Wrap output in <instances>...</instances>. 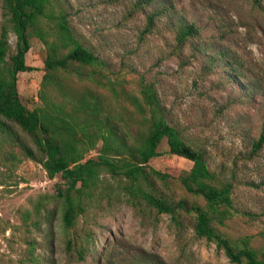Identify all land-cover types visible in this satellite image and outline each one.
Returning <instances> with one entry per match:
<instances>
[{
  "label": "trees",
  "instance_id": "trees-1",
  "mask_svg": "<svg viewBox=\"0 0 264 264\" xmlns=\"http://www.w3.org/2000/svg\"><path fill=\"white\" fill-rule=\"evenodd\" d=\"M248 1L264 13V0ZM113 2L128 3L129 13L143 16L144 34L164 20L176 50L189 44L197 50L196 42L212 31V41L198 50L210 65L223 67L228 82L239 88L247 102H255L263 93L264 103V68L249 65L233 47L238 23L221 2L191 0L187 6L177 0ZM194 8L207 13L203 21L189 12ZM1 10L0 117L5 121L0 120V136L23 158L38 160L49 178L61 175L64 183L55 188L54 199L61 205L68 262L86 259L93 243L86 212L106 202L127 205L137 213L167 215L181 230L188 223L197 238L213 244L231 264H264V247H255L249 236L225 231L227 222L239 213L234 185L220 179L206 153L187 143L168 121L154 84L141 78L137 92L116 88L104 62L73 33L62 0H1ZM10 34L15 37L14 47ZM34 39L42 43L46 56L38 105L28 109L17 91V77L33 70L26 65L25 55ZM10 123L27 133L42 158L22 142ZM163 141L168 154L192 163L189 170L172 174L149 165L161 155L158 149ZM99 143L98 153L87 158ZM263 147L264 116L251 155ZM10 157L19 160L15 154ZM151 263L158 264L154 257Z\"/></svg>",
  "mask_w": 264,
  "mask_h": 264
},
{
  "label": "rangeland",
  "instance_id": "rangeland-1",
  "mask_svg": "<svg viewBox=\"0 0 264 264\" xmlns=\"http://www.w3.org/2000/svg\"><path fill=\"white\" fill-rule=\"evenodd\" d=\"M62 1L73 33L104 62L116 88L137 92L141 78L154 84L168 121L187 143L206 153L220 179L233 183L239 213L227 222L225 231L249 236L255 247H264V147L255 155L250 153L264 116L263 93L255 102H247L239 88L228 82L223 67L209 64L198 49L212 41L213 32L207 30L206 37L196 42L197 50L191 44L176 50L164 20L144 34L143 16L129 13L128 3ZM177 1L187 6L191 0ZM212 1L221 2L238 23L233 47L249 65L263 69L264 13L252 8L248 0ZM189 12L202 21L207 14L195 8ZM2 22L0 0V28ZM9 41L14 47L13 34ZM45 56L42 43L32 40L25 63L33 70L17 77V91L28 109L38 105ZM10 125L42 158L27 133ZM100 147L99 143L87 158ZM158 150L161 155L149 162L156 170L177 174L191 168V162L168 154L165 141ZM18 153L0 136V264H76L65 257L61 205L54 199L55 188L64 183L61 175L49 178L38 160ZM11 154L19 160H12ZM85 217L93 243L86 259L77 264H152L153 257L158 264H231L213 244L197 238L188 223L181 230L167 215L148 210L137 213L124 204L103 202L90 207Z\"/></svg>",
  "mask_w": 264,
  "mask_h": 264
}]
</instances>
